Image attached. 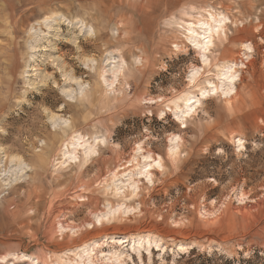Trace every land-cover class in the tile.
Returning <instances> with one entry per match:
<instances>
[{"label":"clouds","instance_id":"clouds-1","mask_svg":"<svg viewBox=\"0 0 264 264\" xmlns=\"http://www.w3.org/2000/svg\"><path fill=\"white\" fill-rule=\"evenodd\" d=\"M0 264H264V0H0Z\"/></svg>","mask_w":264,"mask_h":264}]
</instances>
